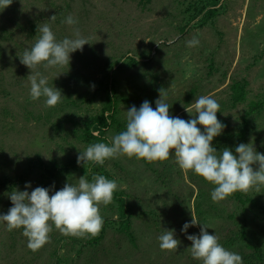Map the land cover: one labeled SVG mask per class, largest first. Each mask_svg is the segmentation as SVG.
Wrapping results in <instances>:
<instances>
[{
    "label": "rangeland",
    "instance_id": "rangeland-1",
    "mask_svg": "<svg viewBox=\"0 0 264 264\" xmlns=\"http://www.w3.org/2000/svg\"><path fill=\"white\" fill-rule=\"evenodd\" d=\"M181 1L152 0L143 5L139 0H12L0 11V177L24 172L29 158L38 154L50 162L78 156L79 150L86 149L72 130L80 117L99 111L102 105L99 97L87 102L78 97L97 89L102 77L99 69L114 57L126 61L134 56L139 61L133 67L122 65L118 69L116 65L114 70L117 91L123 98L120 116L125 122L126 111L133 105L139 108L148 100L155 108L163 89L171 105L170 115L194 118L195 109L190 114L186 108L199 96L211 95L220 104L217 118L225 125L222 133L233 129L246 105L232 108L231 83L246 79L249 99L264 93V0H221L224 7L213 22L200 25L196 20L184 31L180 27L185 24L188 2L183 5ZM69 14L78 20L77 25L64 23ZM53 15L54 21L50 20ZM43 22L51 24L57 39L72 37L78 28L89 42L82 51L71 54L70 65L52 69L38 66L35 70L48 77L49 86L61 91L63 97L55 107H45L43 97L30 99V69L17 56L32 46L37 26ZM194 36L200 44L187 47L186 42ZM82 74L90 81L97 80L94 88L85 84ZM118 133L110 128V141ZM247 143L264 154V112ZM107 169L116 175L118 190L130 194L137 245L108 229L99 245L84 246L88 237L65 236L53 225L49 241L33 252L27 248L22 229L9 232L0 224V264H48L55 250L66 259L64 264H201L192 258L188 249L191 241L187 239V235H198L201 225L190 227L185 234L180 230L186 221L193 216L210 227L207 231L216 233L224 247L229 234L238 229L225 216L237 209L236 202L230 196L212 202L213 185L200 182L191 170H181L173 156L150 165L142 159L118 156L108 160ZM81 176L79 171L73 172L70 178L50 181L49 187L59 190L65 183H78ZM38 180L39 172L34 168L21 190H26V182L32 186L28 191L40 186ZM201 187L206 201L203 212L198 213L196 201ZM248 192L264 203V186ZM9 193L0 191V214L12 206ZM111 203L100 205L102 216L117 217ZM253 217L249 213V218ZM259 227L255 230L260 231ZM164 229L175 230L180 241L177 250L160 249L157 237ZM225 248L241 252L240 248Z\"/></svg>",
    "mask_w": 264,
    "mask_h": 264
},
{
    "label": "clouds",
    "instance_id": "clouds-1",
    "mask_svg": "<svg viewBox=\"0 0 264 264\" xmlns=\"http://www.w3.org/2000/svg\"><path fill=\"white\" fill-rule=\"evenodd\" d=\"M11 3L12 0H0V11ZM50 20L54 21L55 15ZM64 23L74 26L78 20L69 14ZM35 37L32 46L17 56L20 63L30 69V99L43 97L45 107H55L63 97L61 91L49 86L48 77L35 70L38 66L52 69L70 65L71 54L82 51L89 42L81 36L78 28L74 29L72 37L57 39L47 22L38 24ZM199 44L196 36L186 42L187 47ZM166 101L167 93L161 89L155 108L148 100L143 101L139 108L133 105L126 111L125 130L112 136L110 143L96 142L79 150L77 164L91 162L104 165L106 160L118 156L151 163L173 156L181 170H191L213 185L210 197L214 203L227 199L234 192H247L250 188L264 186V154L258 152L253 143H240L234 151L229 147L217 151L213 146L212 141L225 128L217 118V112L221 111L215 98L211 95L196 98L186 108L188 113L191 114L192 108L196 113L188 120L170 115L171 105ZM31 187V182H26V190L15 188L8 194L12 206L7 213L0 214V224L5 225L9 232L22 229L27 248L36 252L49 241L53 225L65 236H96L104 225L100 205L107 206L112 202L118 185L116 180L105 175L93 174L91 180L84 175L78 183H65L55 191L54 186H37L28 191ZM197 224L201 225L199 234L187 235L193 259L201 264H243L239 253L226 249L219 243L216 233L210 234L207 231L210 227L193 216L180 231L187 234V230ZM175 235L174 229L161 232L157 239L162 251L177 250L180 241Z\"/></svg>",
    "mask_w": 264,
    "mask_h": 264
},
{
    "label": "trees",
    "instance_id": "trees-1",
    "mask_svg": "<svg viewBox=\"0 0 264 264\" xmlns=\"http://www.w3.org/2000/svg\"><path fill=\"white\" fill-rule=\"evenodd\" d=\"M143 5L150 3L152 0H139ZM188 2L187 5L185 3ZM185 5L184 17L185 24L180 29L183 31L187 26L198 20L200 25H207L213 22V19L219 14L222 7L221 0H183ZM139 61L134 57H128L123 61L120 57L106 60L101 71L102 77L97 81L82 74L81 78L91 87L97 81V89L90 91L88 94H80L78 99L82 102L93 101L96 97L101 100V108L95 113H89L80 117L77 120L75 128L72 133L76 139L83 142L85 145H90L96 142L110 143L108 131L110 128L117 129L119 132L125 129L126 122L120 116L121 99L117 91V79L114 76V70L121 68L122 65L130 67L136 66ZM116 65H119L116 69ZM213 69L209 71L212 74ZM80 80V78H78ZM249 82L246 79L236 80L231 83V93L229 103L232 108H236L241 104H245V111L241 115L240 122L230 130L225 131L221 135L214 138L213 146L217 151H222L224 147L232 148L240 143H247L251 133L257 127V122L264 112V93L258 99H249ZM91 94V96H88ZM87 100V101H86ZM71 103L77 104L75 100ZM110 160V159H108ZM104 165H96L88 163L86 165L77 164V156L69 157L65 160L53 158L50 162H46L40 154L34 158H29L24 172L17 175H3L0 177V191L11 192L15 188L21 190V185L27 180V176L34 168L39 172V185L49 187V182L59 180L65 177H71L73 172L79 171L82 176H87L91 180L93 174H102L109 179L117 181L116 175L107 169V162ZM143 160V159H142ZM146 164L149 162L143 160ZM120 167V166H119ZM195 175L200 179V182H207L201 176ZM204 189L201 187V193L197 196V212H203V203L206 201L203 197ZM51 195V192H50ZM130 194L125 190H117L113 194L112 209L116 212L117 217L103 216L104 225L102 230L94 237L89 236L86 245L97 246L105 238L107 230H115L116 232L125 236L131 243L137 245L136 233L133 229L134 208L132 202L129 200ZM230 197L236 202L237 209L225 216L232 220L238 229L232 231L227 237L224 245L225 247L240 248L239 253L243 258V264H264V203L261 202L260 197L255 193L250 192H234ZM249 213L254 215L249 218ZM257 218L261 219L257 222ZM263 223L262 225H260ZM257 224V225H256ZM255 226H260L259 230H255ZM83 246V247H84ZM81 249L79 250V253ZM78 253V254H79ZM66 259L63 255H59L58 251L52 252L51 259L48 264H64ZM68 263V261H67Z\"/></svg>",
    "mask_w": 264,
    "mask_h": 264
}]
</instances>
